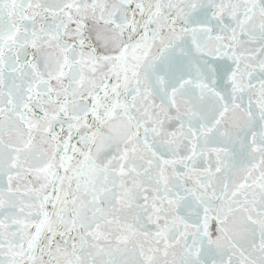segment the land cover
Returning a JSON list of instances; mask_svg holds the SVG:
<instances>
[{"label":"snow or ice","instance_id":"obj_1","mask_svg":"<svg viewBox=\"0 0 264 264\" xmlns=\"http://www.w3.org/2000/svg\"><path fill=\"white\" fill-rule=\"evenodd\" d=\"M0 264H264V0H0Z\"/></svg>","mask_w":264,"mask_h":264}]
</instances>
